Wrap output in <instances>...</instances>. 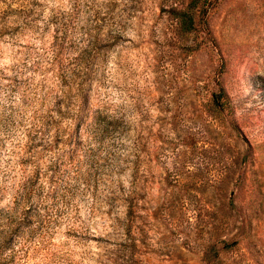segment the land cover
Segmentation results:
<instances>
[{
	"label": "rangeland",
	"instance_id": "1",
	"mask_svg": "<svg viewBox=\"0 0 264 264\" xmlns=\"http://www.w3.org/2000/svg\"><path fill=\"white\" fill-rule=\"evenodd\" d=\"M189 1L0 0V264H264V0Z\"/></svg>",
	"mask_w": 264,
	"mask_h": 264
},
{
	"label": "trees",
	"instance_id": "2",
	"mask_svg": "<svg viewBox=\"0 0 264 264\" xmlns=\"http://www.w3.org/2000/svg\"><path fill=\"white\" fill-rule=\"evenodd\" d=\"M209 2V0H190L189 3L185 6V8H174L173 12L177 21L179 23V27L183 31H189L193 28L194 24V11L200 5V7L205 6V4ZM225 90L221 87L220 94L217 96L218 99L215 100L216 106L221 108L225 104ZM224 98V101L221 99ZM220 99V101H219ZM95 128L98 129V126L94 122Z\"/></svg>",
	"mask_w": 264,
	"mask_h": 264
}]
</instances>
